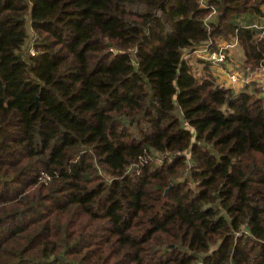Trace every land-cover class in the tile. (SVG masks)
I'll return each instance as SVG.
<instances>
[{
  "label": "trees",
  "instance_id": "obj_1",
  "mask_svg": "<svg viewBox=\"0 0 264 264\" xmlns=\"http://www.w3.org/2000/svg\"><path fill=\"white\" fill-rule=\"evenodd\" d=\"M201 1L0 0V264H264L261 89L183 60L264 0Z\"/></svg>",
  "mask_w": 264,
  "mask_h": 264
},
{
  "label": "built area",
  "instance_id": "obj_2",
  "mask_svg": "<svg viewBox=\"0 0 264 264\" xmlns=\"http://www.w3.org/2000/svg\"><path fill=\"white\" fill-rule=\"evenodd\" d=\"M201 8L210 10V15L205 20V24L207 25L217 14V10L207 0L201 1ZM262 10L263 16L251 26L262 30L264 34V7ZM239 48L237 40L215 42L210 39L202 47L191 52H185L183 60L191 62L194 57H198L199 60L208 64L211 71L213 70L212 73L217 79V84L220 88L233 89L239 92L248 86L256 85L261 89V96L264 97V67H258L254 70L243 67V53L240 54L241 60L238 63L235 62L231 54L233 52L238 53L239 51L236 50Z\"/></svg>",
  "mask_w": 264,
  "mask_h": 264
},
{
  "label": "rangeland",
  "instance_id": "obj_3",
  "mask_svg": "<svg viewBox=\"0 0 264 264\" xmlns=\"http://www.w3.org/2000/svg\"><path fill=\"white\" fill-rule=\"evenodd\" d=\"M250 18H252V17H249V16H246L243 20H241L240 22H241V24H245L247 21H249L250 20ZM236 51H239L238 53H235V52H233V54H231V56H232V59L235 61V62H239V55L240 54H242L243 52H242V50H240V48L238 49V50H236ZM28 52V51H27ZM200 61L201 60H199V58L198 57H194V59H192L191 60V64L193 65V67L196 69V71L198 72V74L199 75H201L202 74V69L204 68L203 66H204V62L203 63H200ZM210 70H211V68H210ZM213 71V70H212ZM211 71V72H212ZM213 74V73H212Z\"/></svg>",
  "mask_w": 264,
  "mask_h": 264
},
{
  "label": "crops",
  "instance_id": "obj_4",
  "mask_svg": "<svg viewBox=\"0 0 264 264\" xmlns=\"http://www.w3.org/2000/svg\"><path fill=\"white\" fill-rule=\"evenodd\" d=\"M241 60V55L239 56V61Z\"/></svg>",
  "mask_w": 264,
  "mask_h": 264
},
{
  "label": "water",
  "instance_id": "obj_5",
  "mask_svg": "<svg viewBox=\"0 0 264 264\" xmlns=\"http://www.w3.org/2000/svg\"><path fill=\"white\" fill-rule=\"evenodd\" d=\"M168 191V190H167Z\"/></svg>",
  "mask_w": 264,
  "mask_h": 264
}]
</instances>
